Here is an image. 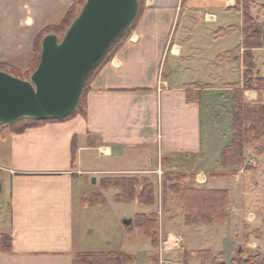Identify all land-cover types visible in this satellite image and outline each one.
<instances>
[{"label": "crops", "instance_id": "1", "mask_svg": "<svg viewBox=\"0 0 264 264\" xmlns=\"http://www.w3.org/2000/svg\"><path fill=\"white\" fill-rule=\"evenodd\" d=\"M73 1L0 0V60L19 62L25 53L32 55L38 32L56 24ZM144 3L127 41L91 79L85 114L0 138L1 190L4 183L7 188V197L0 199V235L10 237L9 247L0 248V264H73L80 253L121 252L107 246L101 249L90 226H85L90 221L85 213L88 207L78 193L82 192L78 182L87 173L141 174L151 179L157 195L159 180L154 181L153 174L158 169L159 178L165 172H180L194 174L195 181L203 173L206 182L194 185L227 189L229 220L240 212L235 198L238 194L247 198L242 189L245 174L233 171L231 176L232 169L219 163L231 130L225 142L227 136L213 132L203 116L207 104L213 102L217 108L223 101L231 102L227 94L245 86L243 0ZM249 9L255 22H264V0H250ZM251 51L255 75L264 76V47ZM160 77L167 83L166 90H158ZM193 90L200 97L192 98ZM243 94L251 103L264 98L255 89H244ZM212 119L213 124H231V117ZM88 153L116 160L102 170L83 168ZM221 179H231L232 186L210 184ZM163 202L157 197L161 217ZM139 206L140 213H150ZM169 214L176 216V230L157 232L159 239L168 234L180 238L179 248L169 254L176 264H201L197 253L203 250L211 251L209 260L230 252L224 242L226 238L230 242V229L220 237L209 234H218V227L225 225L187 224L181 203ZM140 235L139 242L127 244L123 252L132 260L122 264H155L158 244L153 245L143 231Z\"/></svg>", "mask_w": 264, "mask_h": 264}, {"label": "trees", "instance_id": "2", "mask_svg": "<svg viewBox=\"0 0 264 264\" xmlns=\"http://www.w3.org/2000/svg\"><path fill=\"white\" fill-rule=\"evenodd\" d=\"M84 0H75L63 13L60 20L56 24H49L43 27L35 36L32 42V57L24 70V74L19 72L12 73V68L4 61L0 60V70L8 72L17 77L28 79L30 73L36 67L39 54L41 40L44 35L55 33L59 36V32L68 27L76 12ZM250 0H243V44L246 51L243 54V66L245 74V86L243 89L234 90L231 98V139L221 151L219 163L222 166L240 167L243 165L245 158V148L251 146L255 154H261L264 151V103H249L245 101L244 89H256L264 91V76H256L252 79L253 68V52L251 48L264 47V22H254L249 9ZM144 8V0H139L138 20L141 11ZM76 14V15H75ZM133 26L112 46L102 62L90 74L80 103L74 113L62 120H32L29 118H21L15 123L8 126H0V128H8L12 133L20 134L27 128L42 126L48 123L66 121L76 115L85 114L86 95L90 89V81L96 73L102 68L114 55V53L127 41ZM60 30V31H59ZM255 81V85L252 81ZM74 146V140H73ZM74 150V147H73ZM220 176L223 174H212ZM194 179V174L180 172H165L163 176V189H169L178 194L181 209L184 214V221L187 224H217L225 222L227 210L230 208V196L227 189L222 188H205L194 186L192 183L184 184ZM184 184V185H183ZM104 188H114L117 192L114 198L121 202H130L136 199L139 204L152 206L155 202V187L150 178L144 177L138 179L137 176H115L110 182L104 184ZM132 225V226H131ZM158 219L153 213H136L134 221L127 226L129 229L138 227L143 229L150 236L153 245L157 246L159 234L157 229ZM7 241L2 243L0 240V248L9 247L10 237L5 235ZM209 250H203L197 253L200 257H208ZM153 262L158 264V260L153 257ZM132 260V256L126 253L110 251L106 253L88 252L78 254L73 264H122ZM243 260V259H242ZM212 261H220L215 257ZM237 263H239L238 260ZM242 262V261H240ZM220 264V263H219ZM246 264H264V256L259 259L248 258Z\"/></svg>", "mask_w": 264, "mask_h": 264}, {"label": "rangeland", "instance_id": "3", "mask_svg": "<svg viewBox=\"0 0 264 264\" xmlns=\"http://www.w3.org/2000/svg\"><path fill=\"white\" fill-rule=\"evenodd\" d=\"M145 1L146 0H144V2ZM82 5L79 6V9L76 12V14H78ZM66 29L67 27H65L64 30L59 32L60 33L59 37H62ZM31 57L32 55L25 53V55H23L22 61L19 62L8 61L7 64L12 68L11 69L12 73L19 72L21 75H23L25 68L27 67V65L31 60ZM251 73H252V79H254L255 76L257 75H255V71L253 68ZM243 75L245 82V74L243 73ZM252 82L255 85V81L253 80ZM160 87L166 90L167 83L165 82V85H160L158 87L159 91H160ZM257 91H259L260 93H264L263 90H257ZM233 92L234 90L229 94H227L228 97L231 98ZM189 95L194 99L196 97H200V93L194 90L191 91ZM263 100L264 98H261L260 103H264ZM208 101H209V97H206L205 102L207 103ZM245 101L249 102L246 99ZM256 102L257 101H253V103ZM230 103L231 102L225 103L223 101L218 107L216 106L217 108H215L213 107L215 105L212 102V105L207 104V109H208L207 112L204 108L205 112L203 118L205 117V120L208 121V123H206V126L211 127V129H213V132H215L216 134L217 133L220 134L222 138L223 136L226 135L227 137L225 142H227L230 138V130L232 124L229 125H222L221 123L213 124L211 121L213 120L212 117L215 115L222 116L225 118L231 117ZM226 111L227 113H225ZM10 133H12L10 129L0 128V138H3L5 135ZM204 135H206V128H204ZM222 138H220V140H222ZM244 151H245V158L243 161V165L240 167H230L232 170L231 172H229V175L231 176L234 175L233 173L235 171L236 172L240 171L239 174L242 176L245 174V184L242 186V189L246 191L245 195L247 198H244L240 194H238V197L236 198L234 197L237 207H241L240 212H238V214H236L235 216H232L231 220H229V210H227V217L225 219V222L214 224V225H219V224L225 225L223 226L224 228L221 229L222 226H219L218 228H220V230H218L219 231L218 234H213L212 232L209 233L212 236L220 237L223 231L227 233V231L230 232L231 230L232 233L229 237L230 242H228L227 238L224 240L226 246L231 249L230 252H227L223 257L220 256L215 257L220 261L223 260L225 264H234L233 262L235 260L239 261L238 264H243L240 261H242V259H244L245 257L251 259L252 258L259 259L264 256V151L261 154H255L251 146H247ZM88 154L89 157H85V163L83 166V168H87V169L102 170L104 168L109 167L110 165H114L115 163L114 161L116 160L114 158H110L105 155L103 156L97 155L96 153H93V157L90 153ZM148 174L146 173L143 176H147ZM212 174H217V173H211V175ZM123 175L137 176V178L140 180L142 178L141 174H132V173L103 174L98 171L94 174L91 173L83 174L80 177L81 181L78 182L80 189L82 190V192H78V193H80V195L85 200V203L87 204L88 207L86 212L83 210V208L81 210V212H85L86 214L88 213L87 215L90 220L88 222H85V226H90L89 230H92L94 232L97 242L101 243L100 244L102 245V247H100L101 249H105L107 246V247H111V250L118 249L122 253L126 251L127 244H136L137 242H139V239L142 238L140 232L143 231L145 233L143 229H140L138 227H133L132 229H129V227H131L132 225L126 226L124 223L122 224V221L125 219V217H130V219L134 221L135 214L140 213V211L142 210L141 209L142 206H139L140 204H137L138 203L137 200L133 199L131 202H120L114 198V194L117 192L114 188H110V189L104 188V184L106 182H110V180L113 179L115 176H123ZM102 176H106V177L103 178ZM163 176L164 174H162V176L159 178V176L156 173L153 174L154 181L156 177L159 180L158 189L160 193L158 192L159 195H157V193L155 194V202L152 206H150L151 209L147 205H144L145 206L144 209L156 215V218L158 219V225L154 229H157V231L159 229L162 230L163 232H166L168 230H176L174 225L177 227L178 221L176 220V216L170 215L169 212L175 209L176 204L178 205L180 203V200L177 193L169 189L166 190L163 189V181H162ZM93 178H97V180L93 182L92 181ZM193 181L194 180L187 181L184 184L187 183H192L193 185L196 184V182ZM210 184L217 187H227V188L232 186L231 179L211 180ZM235 193L237 194L236 191L234 192V194ZM159 196L161 200L163 198L164 201L161 206L163 217L159 216L157 213V210L160 206V204L159 205L157 204V197L159 199ZM6 197H7V188L4 183L3 188L0 191V199L1 198L5 199ZM77 199L81 201L80 197H77ZM229 204H230L229 206L231 207V201ZM249 214H252V216L254 215L255 218L253 220H248L247 215ZM174 218L176 221H173ZM207 232L208 230L204 234L203 240L205 239V236H207ZM226 235L227 234H223V237ZM208 239L209 240L213 239V237ZM0 240L2 243L7 241L5 234L0 235ZM211 257H213V255L209 250L208 257L205 258L206 260L202 258L201 264L220 263V261L217 262V261H212V259L209 260ZM174 259L177 261L179 260L178 257L177 259L176 257ZM138 261L142 263L143 260L140 257L138 258Z\"/></svg>", "mask_w": 264, "mask_h": 264}, {"label": "water", "instance_id": "4", "mask_svg": "<svg viewBox=\"0 0 264 264\" xmlns=\"http://www.w3.org/2000/svg\"><path fill=\"white\" fill-rule=\"evenodd\" d=\"M138 11L139 0H85L62 37L43 36L28 79L0 70V126L21 118L62 120L74 113L90 74L133 26Z\"/></svg>", "mask_w": 264, "mask_h": 264}, {"label": "built area", "instance_id": "5", "mask_svg": "<svg viewBox=\"0 0 264 264\" xmlns=\"http://www.w3.org/2000/svg\"><path fill=\"white\" fill-rule=\"evenodd\" d=\"M158 84L165 85V82L162 81L160 77L158 79ZM159 176L161 175V170L158 169L155 171ZM195 182L198 185H202L206 182V177L203 173H199L195 177ZM180 238H176L168 234L164 239H159L158 246L156 248L155 256L158 260V264H176L169 256L172 251H176L179 248Z\"/></svg>", "mask_w": 264, "mask_h": 264}, {"label": "flooded vegetation", "instance_id": "6", "mask_svg": "<svg viewBox=\"0 0 264 264\" xmlns=\"http://www.w3.org/2000/svg\"><path fill=\"white\" fill-rule=\"evenodd\" d=\"M247 219H248V220H253V218H250V217H248ZM247 260H248V257H245V258L242 260V263H243V264H246ZM223 263H225V262H224L223 260H221V261H220V264H223ZM233 263H234V264H238L237 261H234Z\"/></svg>", "mask_w": 264, "mask_h": 264}]
</instances>
